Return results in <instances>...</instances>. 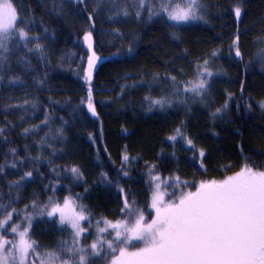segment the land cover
Listing matches in <instances>:
<instances>
[{"label":"trees","instance_id":"1","mask_svg":"<svg viewBox=\"0 0 264 264\" xmlns=\"http://www.w3.org/2000/svg\"><path fill=\"white\" fill-rule=\"evenodd\" d=\"M166 1L13 0L28 35L0 48V220L68 197L118 221L125 201H146L150 175L193 190L264 170V0H201L202 19L184 25ZM89 34L107 58L90 81ZM201 70L206 89L189 93ZM31 234L71 258L66 226L45 218Z\"/></svg>","mask_w":264,"mask_h":264},{"label":"snow or ice","instance_id":"2","mask_svg":"<svg viewBox=\"0 0 264 264\" xmlns=\"http://www.w3.org/2000/svg\"><path fill=\"white\" fill-rule=\"evenodd\" d=\"M197 2L187 0V7L177 4L170 11L165 5L164 10L173 21L202 19L196 15ZM168 3L171 4L172 0ZM235 15L240 16L239 7L235 9ZM18 20L13 0H0V48H6L4 42L13 39L14 32H18L20 39H26L28 34L18 26ZM85 40L91 49L90 34ZM236 55H240L239 50ZM98 59L95 52L88 59L86 79L89 81ZM203 87V81L195 85V88ZM89 108L95 115L91 104ZM200 154L203 156V152ZM124 159L127 160V156ZM72 172L79 175L75 168ZM25 175L30 177L32 173ZM125 208H130L127 201ZM152 208L155 209V218L151 222H145L143 213L136 215L131 223L105 221L106 227L99 228V232L111 228L115 230L114 237L94 241L89 246L91 253L78 247L62 251L81 253L75 264H89V256H101L105 251L103 244H107L109 253L118 252L110 259V264H264V170L245 165L235 175L220 182H201L195 191L183 194L177 202L166 203L163 194L157 191L152 197ZM57 213L59 223L67 224L73 230V244H78L81 234L86 231L81 221L87 216L83 211L76 212L73 202L68 199L63 206L54 204L47 215L52 217ZM128 215L133 216V213L129 211ZM11 219L9 213L0 220V229H4ZM28 220L23 231L19 224L10 225V231L19 236L18 243L0 238V264H9L10 259L11 264H28L29 252H36L35 241L27 239L30 217ZM8 244L11 247L6 249ZM129 246L135 250H130ZM45 255L47 260L41 259L40 264H73L71 259H63L55 252Z\"/></svg>","mask_w":264,"mask_h":264},{"label":"rangeland","instance_id":"3","mask_svg":"<svg viewBox=\"0 0 264 264\" xmlns=\"http://www.w3.org/2000/svg\"><path fill=\"white\" fill-rule=\"evenodd\" d=\"M177 4H179L181 7H187V0H172L171 4L168 3V0L165 2V5L168 6L169 11L173 7H175ZM200 6H201V0H198L197 4L195 5L197 16H198V13L200 10ZM165 13L168 16V12L165 11ZM196 20L197 19H190L188 21H179V22L173 21V20H171V21H173L174 23L179 24V25H184V24L192 23ZM14 33H13V35H14ZM23 40H26V39H23ZM9 42H10V40H6L4 43L7 45ZM85 45H86L87 50L89 51V53H88V59H89V57L93 53L92 40H91V45H92L91 49L89 48V42L86 40H85ZM104 60H107V58L99 57V59L95 63V66L97 67L98 63L102 62ZM87 64H88V60H87ZM87 72H88V68H87ZM93 72L94 71L92 70V74H93ZM209 78H210L209 71L201 70V72L199 73L195 83L192 84V86L188 92L189 93L190 92L195 93V92L204 91L208 85ZM201 81L204 82V87L203 88H195V85H197ZM91 94H92V91L90 89H88L87 95L89 98L86 100L85 106L92 116L97 117L96 113H95V115H93V112L89 108V104H91L92 108L94 109L93 102L91 99ZM125 161H127V160H125ZM235 174H233V175H235ZM233 175H228L223 179H214V180H209L206 182H212V181L220 182V181L226 179L227 177L233 176ZM148 178H150L149 179V181H150V183H149L150 184V193H149V195L147 194L148 197L146 196V198H147L146 201L143 203V205H141V206L139 205L138 208H131V207L128 208L126 210L127 217L122 218L121 220H118V221H127V222L131 223V222H133L136 215H138L139 213H143V215L145 217V222H151V219L155 218V209L152 208V197L157 191H159L160 193L163 194L164 201L166 203L177 202L183 194H185L187 192L195 191L196 188L199 187V185H200V183H198L196 185V188L192 190L186 182L182 181L177 176L150 175ZM157 185H159V189H157ZM66 199L71 200L73 202V208L76 212L83 211L84 214L86 215L85 207L79 201L77 202L74 199H71L68 197L63 198L62 200H56V199L50 200L44 206H35V207L30 208V209H25L23 211L13 212V213L11 212L12 219H11V221H9V224L5 225L4 229H0V238H2L3 240L11 241L12 243H18L19 242V236L17 233H13L10 231V225H12L13 223L19 224L20 230L23 231L24 228L28 226V223H29L28 217H30V228L28 230L27 239H29L30 241H35L36 252L35 253H32L31 251L29 252L28 264H33V262H34V264H40L41 259L47 260V257L45 254L52 252V251L48 249L49 246L47 244L40 242L34 238V236L31 234V228L36 222H39L40 220H43L45 218L48 220H56L59 223V213H57L56 215H54L52 217H49L47 215V212L51 210V207L54 204H59V205L63 206L64 201ZM129 211H131L133 213V216L128 215ZM86 216H87V219L84 221H81V226L84 227L86 229V231L81 234V237L79 238L78 244H76V245L73 244V245H70L69 247L84 248L85 253H91V249L89 246L94 241H96L98 239H104V238L113 239L114 234H115V230L108 228V230L106 232L100 233L98 229L101 227H106L105 221H107V220H103V221L98 220L99 221V225H98L97 224L98 221H96L95 219H92L91 217H88V215H86ZM110 222L116 223L117 220L116 221H110ZM63 226H66L70 230L71 237L74 240L73 230L70 228V226L67 224H64ZM5 229H8V230H5ZM50 231H51V229L46 230V232H50ZM36 236L42 238V234H40L39 232H37ZM134 243H139V242H134ZM140 246H142V244ZM10 247H11V244H8L5 246L6 249L10 248ZM102 247L105 251L101 253V256H99V257L89 256V264H110V259L112 257H114L115 255H118V252L117 253H109L107 251V244H103ZM129 247H130V250H135L134 248H131V246H129ZM53 252H55L57 255H61L60 253H58L56 251H53ZM65 252H67V251H65ZM68 253L71 256V258H68V259H71L73 261V264H75V262L78 261V257L81 253H79V252H72V253L68 252ZM106 254H107V258L105 259L104 257ZM37 257H39V258H37ZM9 264H11V259L9 260ZM57 264H58V262H57Z\"/></svg>","mask_w":264,"mask_h":264},{"label":"bare ground","instance_id":"4","mask_svg":"<svg viewBox=\"0 0 264 264\" xmlns=\"http://www.w3.org/2000/svg\"><path fill=\"white\" fill-rule=\"evenodd\" d=\"M92 136L90 135V137L89 138H91Z\"/></svg>","mask_w":264,"mask_h":264}]
</instances>
